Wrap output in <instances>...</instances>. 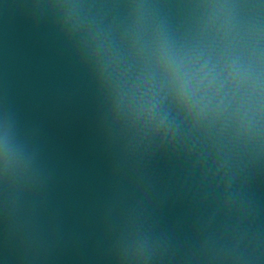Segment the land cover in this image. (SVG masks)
I'll return each mask as SVG.
<instances>
[{
	"label": "water",
	"instance_id": "1",
	"mask_svg": "<svg viewBox=\"0 0 264 264\" xmlns=\"http://www.w3.org/2000/svg\"><path fill=\"white\" fill-rule=\"evenodd\" d=\"M0 264H264V0H0Z\"/></svg>",
	"mask_w": 264,
	"mask_h": 264
}]
</instances>
